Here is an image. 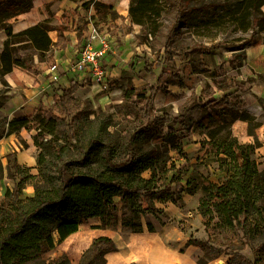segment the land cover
<instances>
[{
    "label": "trees",
    "instance_id": "obj_1",
    "mask_svg": "<svg viewBox=\"0 0 264 264\" xmlns=\"http://www.w3.org/2000/svg\"><path fill=\"white\" fill-rule=\"evenodd\" d=\"M78 2L84 12L93 6L99 17L117 16L109 5L94 0ZM263 4L264 0H235L227 14L242 31L251 29L250 37H254L255 27L262 29L264 26V14L260 9ZM30 6L31 0H0V23L27 11ZM166 6L174 15L164 36V52L168 54L171 50L188 58L173 42L187 23L186 11L196 10L190 0H130V24L125 30L129 32L132 24H137L142 35H156ZM62 17L48 12L46 19L18 32H12L11 26L5 25L7 37L0 52V75L10 73L13 67L40 73L39 64H47L52 48L64 47L69 42L64 35L67 26ZM52 19L55 24L51 23ZM79 21L78 38L86 24L83 17L79 16ZM50 31L56 32L55 41L49 36ZM250 43L257 45L261 41L243 40L233 49H242ZM168 60H173V56L169 55ZM197 68L203 69V66L197 65ZM171 75L162 67L153 84L135 86L128 83L121 94L122 100L113 105L114 112L103 111L100 115L89 101H75L74 92L80 84L73 76L64 85L55 87L50 82L54 93L48 117L40 110L29 109L22 116L0 119V138L18 133L22 128L34 130L32 139L39 149L36 174L31 173L30 166L18 162L15 151L5 155L4 167L0 164V178L5 172L12 182L0 195V264H71L65 253L48 261L42 255L77 231L83 221L97 218L96 228L117 230L120 226L121 231L128 232H139L145 224L152 231L149 215L163 212L153 206L155 201L181 205L182 192L194 194L198 190L206 193L199 198L198 213L207 220L215 218L211 229L218 227L227 231L231 244L222 249L208 236L190 234L185 245L201 250L197 263L206 264L225 254L230 255L227 264H259L264 256V169L258 170L253 160L257 142L217 139L215 133L209 132L202 147L206 154L216 158L217 167L224 171L219 184L199 173L195 179H187L185 185L181 175L175 176L172 182L166 163L158 158V146L145 150V143L153 139L158 124L168 117L156 115L152 102L158 91L168 94V86L175 84L167 80ZM212 83L213 86L208 84L201 95L192 91L178 104L173 121L182 120L193 111L211 109L217 112L232 108L227 88H242L243 82L226 77L213 78ZM175 85L185 86L181 82ZM214 89L222 91V96L215 97ZM210 118L211 113H206L195 124L204 129ZM248 132L253 135L252 128ZM193 134L190 127L169 126L167 133L155 139L185 158L183 146L190 142ZM20 142L27 147L25 140L20 139ZM150 169L151 174L144 176ZM196 181H199L198 186L190 187ZM27 185L32 186L33 193L22 197ZM203 225L207 231L206 223ZM116 249L112 238L100 235L81 253L78 264H105L106 253Z\"/></svg>",
    "mask_w": 264,
    "mask_h": 264
},
{
    "label": "rangeland",
    "instance_id": "obj_2",
    "mask_svg": "<svg viewBox=\"0 0 264 264\" xmlns=\"http://www.w3.org/2000/svg\"><path fill=\"white\" fill-rule=\"evenodd\" d=\"M234 4L235 0H190V5L196 10L193 12L190 10L186 11L184 18L187 19V23L180 28L181 35L176 37L173 42V45L182 49L188 58H183L171 50L168 54L164 52L162 46L164 36L174 15V11L166 6L160 18L161 25L156 35L148 34L145 36L140 34L138 36L140 48L138 51L134 50V52H131L128 57L130 60L127 63L125 72L129 74L126 73L119 81H113L106 91H100L96 88L97 92H95L88 87H79L74 92L75 101H89L90 106L99 115L103 111L113 113V105L122 100L121 94L128 83H133L136 86L150 85L155 82L162 67L169 70L172 75L167 80L175 84L181 82L185 86L170 84L168 94L160 91L154 96L152 102L155 109L154 113L156 115H167L168 117L158 124L153 139L151 137L145 143V150L158 146V158L166 163L168 178H172V182H174L175 176L181 175L183 178L181 182L185 185L187 179H195L198 173L213 183L222 181L225 175L224 171L217 167L216 158L206 154L202 147V142L208 139L209 132L215 133L217 139L235 138L240 143L257 142L253 160L258 170L264 169V60H248L249 55L247 53L250 48L256 50V52L258 48H263L264 26L262 29L255 27L254 37H250L251 29L242 31L232 23L227 14ZM56 7L57 4L51 1L46 9L54 13ZM260 9L264 14V4ZM79 12L80 16L88 18V21L94 22L95 25L100 22L103 24L105 21L104 18L93 16L89 11L84 13L80 9ZM69 16L72 17V14L68 11V14L63 19L67 22L66 34L71 36V31L75 29V26L74 24H68ZM51 23L55 24V20L52 19ZM79 23L81 22L78 19L76 26ZM50 35L52 38L55 37L54 32H50ZM254 39L261 41L258 48L250 43L242 49H233L240 45L243 40L252 41ZM1 43L0 41V51L2 49ZM169 55L173 56V60H168ZM36 60L37 57L34 56V61L36 62ZM49 65V61L47 64L42 62L39 67L47 68ZM197 65L203 66V69H198ZM226 77L243 82L242 88L233 86L227 88V92L230 94L229 98L233 103L232 108L222 109L217 112L211 109L193 111L182 120L173 121L172 117L177 114L178 104L183 102L191 93V89H194L197 95H201V92L208 84L213 85V78L222 80ZM5 92L14 91L10 90L8 83L0 75V103L4 101L3 94ZM159 93L161 100L159 99ZM220 94H223L222 91L217 90L214 92L215 96ZM104 95L108 96L109 103L102 104L99 102L100 97ZM40 111L45 117L50 115V111L46 106H43ZM206 113H211V118L204 129H199L195 122ZM1 118L5 117L0 112ZM113 122H116L115 118ZM169 126L176 128L190 127L194 130V134L190 138V146L184 149L186 150L185 158L177 155L174 151L166 149L161 141L155 139L159 134L164 135L167 133ZM126 127L129 128L128 126ZM249 128H252L253 135L249 134ZM59 130L62 134V126H60ZM31 133L35 134V131L33 130ZM25 136L29 138V133ZM17 139L20 140V137ZM197 142L199 144L195 146L194 143ZM19 149L22 151V144ZM38 150L36 147L35 158ZM17 160H19L18 157ZM35 166L36 164L31 167V173L33 174L37 172ZM151 172L152 169L146 171L144 176H149ZM2 177L0 195H2L6 187L12 185V182L6 178L5 172H3ZM198 184L199 181H196L190 187L198 186ZM32 193V186L27 185L22 190L21 196L26 197ZM201 196H206V193L198 190L186 203L182 201L181 205H177L181 209L182 214L174 215L175 217L170 218L168 222L173 227H176L177 231L186 233L188 237L190 234L191 236L202 238H207L208 236L216 247L224 249L231 244L229 233L218 227L211 229L216 220L215 218L207 220L200 215L197 216L199 214L197 202ZM163 217L168 219L163 216V212L159 215H149L150 221H153L156 225L159 222L165 223ZM95 222V219L83 221L77 231L70 234L52 250L45 252L42 255L43 259L45 261L53 260L65 253L69 257L70 263L71 261H78L80 254L89 247L92 239L103 233L99 228H96ZM203 223H206L207 231H205ZM125 232L128 231L117 229L109 233L114 237H119L125 236ZM221 258L229 259L230 255L223 254L217 259ZM259 264H264V256H261Z\"/></svg>",
    "mask_w": 264,
    "mask_h": 264
},
{
    "label": "crops",
    "instance_id": "obj_3",
    "mask_svg": "<svg viewBox=\"0 0 264 264\" xmlns=\"http://www.w3.org/2000/svg\"><path fill=\"white\" fill-rule=\"evenodd\" d=\"M51 1H54V3L57 4L56 10L54 12L56 16L63 15L64 17L68 14V11L71 12L72 17L69 16L68 24H74L75 29L71 31V36H68L66 34V27L64 35L69 38V42L64 47H53L50 51V65L56 64L57 66V78L55 80L48 78V68L50 65L47 68L41 67L42 71L38 74H34L33 72H29L18 67H13L10 73L3 75V79H5V81L8 83L10 90L14 91L5 92L3 94L4 102L3 105L0 106V112L8 120L24 115L29 109L40 110L43 106L49 107L53 103L54 93L50 82H52L53 86L56 87L64 85L69 80V78L73 76H75L78 80L79 73L72 68V65L78 57V52L82 46V40L87 32L90 22H92L90 20L88 21V18L80 16L79 11L81 7L79 6L78 0H31V6L27 11L21 12L0 23V41L3 43L7 37L4 32L5 25H10L12 32H18L36 25L37 23L46 19L49 12L46 7L49 3H51ZM94 1L111 6L117 14L116 17H111L108 14L105 17H101L104 18V23L102 24L100 22L96 25L100 32L106 31L109 35L108 39L110 40V45L105 54L103 64L109 78V84L111 85L113 81H119L124 75H126L127 72H125V70L127 69V63L130 60L128 59L130 53L134 52V50L138 51L140 48V45L138 44V36L141 34V28L137 24H132L133 28L131 31L126 32L125 30V26L130 24V18L128 15L130 0ZM88 11L91 12L93 16H98L95 14L93 6H90L87 12ZM79 16L83 17L84 21L86 22L85 27L81 30L80 38H78L76 31V21L79 19ZM63 17L62 20L67 26V22L65 19H63ZM50 32L55 33L54 38H52ZM50 32L49 36L53 41H55L56 32ZM94 46L96 48H100L98 40L94 41ZM258 46L259 44L255 45L254 47L258 48ZM247 53L249 55L248 60H264V46L263 48H258L257 52L256 50H252L250 48L248 49ZM260 56L261 58H259ZM78 82L80 84V88L83 87L81 86L79 80ZM192 91L195 92L194 89H191V92ZM216 91L217 89H214V92ZM158 92L156 94H158ZM220 96H222V94L215 97ZM159 97L161 100L160 93ZM32 131L33 130L28 131L22 128L18 133L13 132L8 135H3L0 138V164H2L3 167L6 163L5 155L12 151L16 152L19 163L30 167L36 164V158L34 155L36 146L34 145L32 139V136L34 135L31 133ZM28 133L29 138L25 136ZM18 137L25 140L27 143V147H23L22 151L19 149L21 142L17 139ZM190 144L191 143L183 146V151L185 154L186 150L184 149L185 147L190 146ZM194 144L197 146L199 142ZM2 178H0V182ZM193 195H195V193L189 194L187 192H182V201L186 203L188 199L193 197ZM153 206L161 208L163 210V216L167 217L168 219L163 217L165 223L162 222V224L159 222L157 225L151 221L153 225L152 231H149L146 225L143 224L142 230L139 232H125V236L114 237L109 233L112 232V230L108 228H99L101 231H103V233L100 235H106L112 238L117 247L115 251L106 253L105 264H199L197 263V258L202 254L201 250L193 245H185L188 239L186 233L177 231L176 227H173V225H170V222H168L170 218L175 217L174 215L182 214L181 209L171 202L161 203L155 201ZM199 215L200 214L197 216ZM89 219H95V225L99 224L97 218ZM117 229H120V226H118ZM218 260L219 259H215L209 261L206 264H227L228 262V259L225 258H221L222 263H219ZM78 263L79 260L71 261V264Z\"/></svg>",
    "mask_w": 264,
    "mask_h": 264
},
{
    "label": "built area",
    "instance_id": "obj_4",
    "mask_svg": "<svg viewBox=\"0 0 264 264\" xmlns=\"http://www.w3.org/2000/svg\"><path fill=\"white\" fill-rule=\"evenodd\" d=\"M106 31L100 32L98 27L90 22L87 32L82 40L81 49L72 68L78 74V80L83 87L97 86L100 91H106L109 88V78L107 76L103 60L109 49L110 40ZM98 40L100 48L94 46V41ZM57 66L51 64L48 68V78L55 80L57 78Z\"/></svg>",
    "mask_w": 264,
    "mask_h": 264
},
{
    "label": "bare ground",
    "instance_id": "obj_5",
    "mask_svg": "<svg viewBox=\"0 0 264 264\" xmlns=\"http://www.w3.org/2000/svg\"><path fill=\"white\" fill-rule=\"evenodd\" d=\"M89 89H93L95 92H97V89L98 88L97 86H92V87H88ZM99 90V89H98ZM99 102L102 103V104H106V103H109L110 100L108 98V96H101L100 99H99Z\"/></svg>",
    "mask_w": 264,
    "mask_h": 264
},
{
    "label": "water",
    "instance_id": "obj_6",
    "mask_svg": "<svg viewBox=\"0 0 264 264\" xmlns=\"http://www.w3.org/2000/svg\"><path fill=\"white\" fill-rule=\"evenodd\" d=\"M218 262H219V263H222V260H221V259H219V260H218Z\"/></svg>",
    "mask_w": 264,
    "mask_h": 264
}]
</instances>
